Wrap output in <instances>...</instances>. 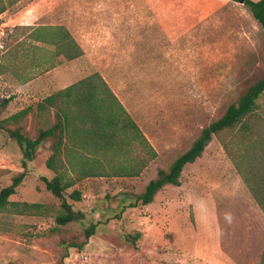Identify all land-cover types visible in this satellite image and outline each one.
Returning a JSON list of instances; mask_svg holds the SVG:
<instances>
[{
	"label": "rangeland",
	"instance_id": "rangeland-1",
	"mask_svg": "<svg viewBox=\"0 0 264 264\" xmlns=\"http://www.w3.org/2000/svg\"><path fill=\"white\" fill-rule=\"evenodd\" d=\"M3 6L7 10L0 16L8 26L0 103L11 99V104L0 109V123L36 108L60 87L100 74L157 157L139 141L126 143L123 155L85 151L97 158L96 169L105 176L84 179L65 192L86 219L63 227L56 222L60 202L43 180L55 177L46 168L52 153L44 143L10 198L42 208L21 214L22 207L10 205L0 212V264H260L264 213L232 157L242 163L247 151L264 150V96L252 131L238 127L214 136L185 167L179 185L164 187L148 206L124 209L264 78V31L248 7L229 0H0ZM40 25L66 27L84 56L48 70L58 58L55 47L30 50L31 29ZM27 77L36 82L35 90L30 99H18L13 82ZM48 117L34 110L19 126L36 138L50 127ZM22 163L21 148L0 129V191L25 172ZM120 164L142 172L116 177ZM65 176L72 182L78 173ZM77 189L80 203L69 197ZM91 224L98 226L96 234L82 251L65 248L84 243Z\"/></svg>",
	"mask_w": 264,
	"mask_h": 264
},
{
	"label": "trees",
	"instance_id": "trees-1",
	"mask_svg": "<svg viewBox=\"0 0 264 264\" xmlns=\"http://www.w3.org/2000/svg\"><path fill=\"white\" fill-rule=\"evenodd\" d=\"M229 1L239 2L241 0ZM244 5L248 7L250 13L264 31V0H244ZM6 10V6H3L0 9V15ZM30 37L34 42L30 46V50L35 54L44 51L45 48L41 44L55 47L53 53L55 59L56 56L58 58L55 63L52 62L47 65L48 70L79 59L85 54L83 47L64 26L40 25L31 29ZM40 65L42 64L40 63ZM29 81L27 77L26 79L23 78L22 82L28 83ZM263 96L264 78L253 84L238 103L231 105L219 121L205 128L193 146L172 164L168 172L159 171L157 179L152 180L147 185L145 192L134 203L129 204L124 209L137 208L141 205L148 206L153 203L156 195L164 187L179 185L185 167L194 164L203 155L214 136L227 130H235L238 127L245 132L252 131L250 122L258 114L259 102ZM10 103L11 99L3 100L0 103V109L6 108ZM34 110L37 114H49L47 119L50 127L40 129L37 137L31 138L25 132V127L19 126V124ZM52 117L55 118L53 124H51ZM6 125H16V127L10 129L6 128ZM0 129L6 131L21 148L23 154L22 164L25 169V172L14 176L9 186L1 189L0 212L10 205H16L24 209L21 214L30 211H34L36 214L39 213L42 205L13 204L10 202V198L16 194L17 188L27 176L28 165L35 162L39 148L44 143H51L50 152L52 154L46 160V168L52 171L55 177L52 179L43 178V180L48 191L60 202L63 212L57 216L56 222L58 226L63 227L86 219V214L83 211L74 209L65 192L79 181L105 176L96 169L97 158L86 155L85 151L90 150L95 154L102 152L105 157L108 153L117 156L116 154L120 152V155H123L126 143L139 141L150 147L153 159L157 157V153L149 140L100 74L92 75L47 97L39 102L36 108L29 106L21 110L0 123ZM71 144L75 146L71 147ZM256 151L250 150L242 155V163H239L237 157H232V159L248 190L264 213V150ZM70 158L72 159L69 161L70 167H67L65 162ZM245 158H247L246 161ZM122 160L128 161L130 159L123 157ZM74 172L78 173V177L72 182L67 181L65 173ZM141 172L142 170H136L123 164L114 167V176L116 177H139ZM69 197L70 200L76 203L83 200V194L78 189L74 190ZM97 227L96 224H91L90 228L86 230V241L84 243L70 242L64 244L65 248L70 247L82 251L90 238L96 234ZM260 264H264V251Z\"/></svg>",
	"mask_w": 264,
	"mask_h": 264
},
{
	"label": "crops",
	"instance_id": "crops-1",
	"mask_svg": "<svg viewBox=\"0 0 264 264\" xmlns=\"http://www.w3.org/2000/svg\"><path fill=\"white\" fill-rule=\"evenodd\" d=\"M22 27H29V26H22ZM4 76H6V75H4ZM64 81H67V80H64ZM78 82H75V83H78ZM22 83H20V82L19 83L13 82V85H12L13 87H15L16 91H18V93H19V98L18 99L23 98L24 95L27 96V98L30 99V97L32 95L31 93L35 90L36 82L35 81H29L28 83H23V84ZM75 83L71 84L70 86L74 85ZM8 85H9V83H8ZM70 86H68V87H70ZM68 87H66V88H68ZM66 88L60 87L57 91H62L64 89H66ZM49 145H51V143H49L47 147H49ZM70 146L73 147L75 145L74 144H71ZM49 152H50V150H49ZM49 155H50V153H49ZM70 160H72V159L70 158L68 161L65 162V164H66L67 167H70V164H69V161Z\"/></svg>",
	"mask_w": 264,
	"mask_h": 264
},
{
	"label": "built area",
	"instance_id": "built-area-1",
	"mask_svg": "<svg viewBox=\"0 0 264 264\" xmlns=\"http://www.w3.org/2000/svg\"><path fill=\"white\" fill-rule=\"evenodd\" d=\"M8 24L2 22V18L0 16V63L3 57V54L6 52V43H5V37L7 35L6 33V27Z\"/></svg>",
	"mask_w": 264,
	"mask_h": 264
},
{
	"label": "water",
	"instance_id": "water-1",
	"mask_svg": "<svg viewBox=\"0 0 264 264\" xmlns=\"http://www.w3.org/2000/svg\"><path fill=\"white\" fill-rule=\"evenodd\" d=\"M240 2H241V3H244V0H241Z\"/></svg>",
	"mask_w": 264,
	"mask_h": 264
}]
</instances>
